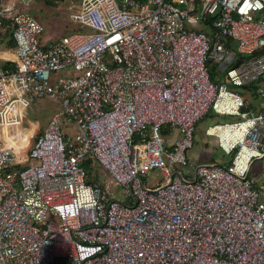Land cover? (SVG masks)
Instances as JSON below:
<instances>
[{"label": "built area", "instance_id": "obj_1", "mask_svg": "<svg viewBox=\"0 0 264 264\" xmlns=\"http://www.w3.org/2000/svg\"><path fill=\"white\" fill-rule=\"evenodd\" d=\"M20 1H0V38L14 41L0 57V264H264V182L249 175L264 157V0H79L84 31L45 44ZM43 97L57 110L19 135L21 161L8 128ZM212 112L239 117L204 129L230 159L193 162Z\"/></svg>", "mask_w": 264, "mask_h": 264}, {"label": "rangeland", "instance_id": "obj_2", "mask_svg": "<svg viewBox=\"0 0 264 264\" xmlns=\"http://www.w3.org/2000/svg\"><path fill=\"white\" fill-rule=\"evenodd\" d=\"M0 1L3 6H11L14 4H18L22 8L24 6V4L21 3L20 0ZM78 3L79 2H74V0H28L26 10H29L31 13H33L44 27L43 31L40 34V42L42 44L57 40L61 38V36L75 31L78 27L79 29L77 30L84 31V29L79 26V23L75 19H73L71 15L73 12H76L78 10ZM197 26L199 27L200 25ZM236 44L237 41L235 39L230 40V45L233 49H235ZM227 69H229V66L217 72L216 76L220 77V82L225 83L228 90L237 92L241 96L246 98L249 106L255 108L257 105L261 104V100L257 95V89H253L254 87L233 85L227 81ZM74 73L75 71L72 68H65L55 71L52 75V78H56L57 76H73ZM31 106V109L27 108V111H24L21 123L17 127L10 126L8 128V132L17 137H19L21 133L26 132L27 136H29L31 132H33V130L30 129L31 120L37 117V120L39 121V124L41 123L42 127L47 124L49 116L52 112L57 110L58 107L55 102H52L47 97L36 99ZM237 118L239 117L229 115H216L212 112L208 117H204L203 119H201L197 123L198 125L195 135V141L194 145L189 150L191 156L189 157V159L193 162H208L210 160H219L224 162L229 160V156L222 155V151L216 145L215 138L213 136H207L204 133V129L209 124H213L215 122L232 121ZM61 126L63 131L67 130L70 135H74L75 125L73 123L71 124V127L68 128L66 122L61 121ZM27 136L25 135V137ZM166 136L167 134H165V137ZM17 139L19 138H15L14 140L16 141ZM208 139H214V143L213 140ZM26 140L27 138H25V140H20V143L25 144ZM25 154L26 150L21 149L17 153L18 159L22 161ZM182 169H184V167H182ZM94 170L102 179L108 176L111 180V177L106 172H103L104 170L102 168H96ZM162 175L163 172L160 168H154L150 170L149 174L145 177V183L149 187L153 186L156 182L161 181ZM249 175L253 177L257 182H264V157L257 158L252 161ZM110 186H112V189L116 192V196L121 198L122 196L118 192L119 188L114 184H111Z\"/></svg>", "mask_w": 264, "mask_h": 264}, {"label": "crops", "instance_id": "obj_3", "mask_svg": "<svg viewBox=\"0 0 264 264\" xmlns=\"http://www.w3.org/2000/svg\"><path fill=\"white\" fill-rule=\"evenodd\" d=\"M11 38H10V35H9V33H6V34H3L2 36H1V38H0V57H4V55H8V56H10L11 55V49H12V46H9L8 44H7V42L10 40ZM0 64H6V62H4V60H1L0 59ZM217 79V80H216ZM215 81H217V82H220L221 80H220V77L219 76H216V78L214 79ZM31 107L32 106H30V107H28L29 109H31ZM26 111H27V109H26ZM210 114V113H209ZM209 114L208 115H206V116H204L205 118L206 117H208L209 116ZM203 117V118H204ZM202 118V119H203ZM36 120V121H35ZM201 120V119H200ZM199 120V121H200ZM198 121V122H199ZM41 122V121H40ZM197 122V123H198ZM197 125L198 124H196V127H195V134H194V141H195V135H196V131H197ZM45 126V125H44ZM44 126H42L41 127V123L39 124V121L37 120V117H35L33 120H31V126H30V129L31 130H33V131H36V132H39V131H41L43 128H44ZM31 133H33V132H31ZM21 134H24V133H21ZM20 134V135H21ZM25 134H26V132H25ZM173 134L174 135H178V131L177 130H174L173 131ZM27 135V134H26ZM15 138H19L18 140H25V139H20V137H15ZM15 138H13V139H15ZM208 140H213V143H214V139H208ZM29 143V140L27 139L26 140V143H25V145L24 146H21V149H25L26 150V145ZM194 145V144H193ZM192 148V147H191ZM190 149H188V151H187V158L189 159V157H191L190 156V151H189ZM223 155V154H222ZM223 156H226V155H223ZM190 160V159H189ZM211 161H219V160H210V161H208V162H211ZM198 162H202V161H198ZM203 162H207V161H203ZM105 179H107V178H105Z\"/></svg>", "mask_w": 264, "mask_h": 264}, {"label": "trees", "instance_id": "obj_4", "mask_svg": "<svg viewBox=\"0 0 264 264\" xmlns=\"http://www.w3.org/2000/svg\"><path fill=\"white\" fill-rule=\"evenodd\" d=\"M73 1V0H72ZM74 2H79V0H74ZM80 26V25H79ZM81 27V26H80ZM77 29H79V27L77 28ZM76 29V30H77ZM230 42H229V40H226V44L228 45V46H230V44H229ZM7 44L9 45V46H13V44H14V41L12 40V38L7 42ZM42 44V43H41ZM219 71V69H218V67H216V66H213V65H210V76H211V78L214 80L215 78H216V75H217V72ZM252 87H254L253 85H252ZM83 165L86 167V168H88V169H91V168H95L94 166H92V164H91V161H90V159L89 158H87L84 162H83ZM96 169V168H95Z\"/></svg>", "mask_w": 264, "mask_h": 264}, {"label": "water", "instance_id": "obj_5", "mask_svg": "<svg viewBox=\"0 0 264 264\" xmlns=\"http://www.w3.org/2000/svg\"><path fill=\"white\" fill-rule=\"evenodd\" d=\"M231 55H232V54H231ZM231 55H229V57H228V59H227V60H229V58H230V56H231Z\"/></svg>", "mask_w": 264, "mask_h": 264}, {"label": "bare ground", "instance_id": "obj_6", "mask_svg": "<svg viewBox=\"0 0 264 264\" xmlns=\"http://www.w3.org/2000/svg\"><path fill=\"white\" fill-rule=\"evenodd\" d=\"M12 138H15V137L12 136Z\"/></svg>", "mask_w": 264, "mask_h": 264}, {"label": "clouds", "instance_id": "obj_7", "mask_svg": "<svg viewBox=\"0 0 264 264\" xmlns=\"http://www.w3.org/2000/svg\"><path fill=\"white\" fill-rule=\"evenodd\" d=\"M39 132H40V131H39ZM39 132H38V133H39Z\"/></svg>", "mask_w": 264, "mask_h": 264}]
</instances>
